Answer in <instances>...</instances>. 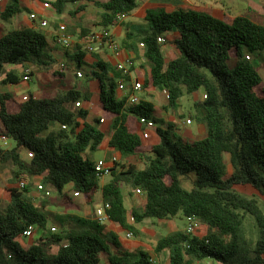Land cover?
I'll list each match as a JSON object with an SVG mask.
<instances>
[{
  "label": "trees",
  "instance_id": "1",
  "mask_svg": "<svg viewBox=\"0 0 264 264\" xmlns=\"http://www.w3.org/2000/svg\"><path fill=\"white\" fill-rule=\"evenodd\" d=\"M76 3L80 4L76 11L87 4L100 10L102 28L113 25L117 15L138 7L137 0H53L50 5L59 15ZM260 4V25L246 17H236L228 25L184 9L147 13L148 29L126 35L121 44L133 53L140 47L141 57L150 68L144 86L162 88L169 107L176 108L185 95L201 92L195 106L205 126L203 139H183L176 135L173 125L167 124L156 129L159 142L142 149L141 137L131 131L128 118L133 116L138 124L139 118L157 123L153 105L140 100L130 106L126 98L118 99L116 80L121 73L114 70L108 77L107 65L101 62L97 68L104 74L97 75L98 100L112 118L106 131L99 128L100 120L87 123L88 111L76 107L89 97L78 90L59 91L48 99L29 97L19 105L13 104L9 93L0 94V136L14 143L11 148L0 149V171L9 165L12 180L25 184L22 189H11L10 203L0 208V264H99L101 253L109 264H152L146 251L133 255L120 252L116 236L94 218L74 217L85 232L73 229L54 233L56 229L48 228L44 211L47 201L36 205L31 196L29 183L36 178L45 199L49 197L46 192L55 193L63 206L71 203L65 193L68 187L82 194L87 205H93L100 192L101 202L109 206V221L135 237L140 235L135 225L146 220H172L178 215L186 221L193 217L206 226L204 235L173 231L156 241L154 253H168L169 264H264V213L257 200L264 199V89L259 91L261 78L251 62L264 61V0ZM21 12L17 0H9L0 18L9 21ZM170 32L178 35L170 44L179 56L166 62L158 39ZM73 53L80 65L85 52L77 46ZM230 59L235 64L228 68ZM27 62L40 68L52 65L46 35L35 28L3 34L0 77L4 73L5 78L0 84H16L20 79L15 72L6 73L5 66ZM52 124L58 128L50 130ZM107 135L108 147L121 161L114 164L108 181L100 187L94 162L83 154L95 151ZM23 154L31 158L22 159ZM137 155L142 169L128 161ZM187 176L193 178L190 190L181 185ZM242 188L251 195L241 193ZM123 190L127 197L141 191L143 204L131 210L132 224ZM248 217L255 238L248 231ZM31 226L41 229V235L24 249L19 239L25 238L24 232ZM53 246L57 249L50 252ZM110 246L117 252H110ZM133 257L136 259L131 262Z\"/></svg>",
  "mask_w": 264,
  "mask_h": 264
},
{
  "label": "crops",
  "instance_id": "2",
  "mask_svg": "<svg viewBox=\"0 0 264 264\" xmlns=\"http://www.w3.org/2000/svg\"><path fill=\"white\" fill-rule=\"evenodd\" d=\"M52 1L53 0H17V5L19 6L20 9L22 8L21 9L22 12L24 10L28 13V15L35 14L39 19L47 21V26L44 28L39 27L38 21L32 23V21L28 16L23 17L22 12L20 14L13 16L9 21H3L0 18V37L3 35L2 32H5L6 30L7 32H9L11 30H19L22 28H35L42 31L46 35L50 49V56L53 59L52 65L47 68H40L31 62L24 63L22 66H5L6 73L15 72L20 77V79L16 84H4L8 90L0 94L9 93L10 95H12L13 104L19 105L23 103L22 98L24 96L28 98L33 97L35 99H48L49 97L53 96L56 92L59 91H67V89L78 90L79 92L88 94L89 96L87 101L81 102V108L88 111L87 123L92 124L95 121L100 120L102 122L99 128L103 131H106L108 129L112 118L110 117L105 119L106 114L102 109L100 102L98 100L99 80L97 75L104 74L97 68L98 62L107 65L108 72L106 75L108 77H111L113 76V71L115 70L116 63H120V62H124L125 60H128L129 63H126L128 75L125 77L126 89L130 92L133 82H139L141 84V89L140 91H137L134 94L140 100L150 102L147 99L152 98L154 95L159 96L160 92H162L165 95V99L167 100L166 92L162 88H153L152 86H147V87L144 86L145 80L149 79L150 77V68L147 62L144 61V59L141 57L140 47L137 48V53H133L125 50L121 46L126 35L131 33L145 32L148 29V23L146 22L145 19L147 13H157L159 11L172 12L177 9L191 10V11L207 14L212 18L222 21L228 25H230L234 20V18L236 17H246L253 23L260 25L262 24V16H263V10L260 4V0H209V1L201 0L200 4L197 3L196 0H137L138 7L134 11L129 13L121 23L117 25H111L108 28H102L99 26L100 10L95 8L92 4H87L85 5L83 10L76 11L77 8L80 6V4L76 3L70 7H67L64 13L58 15L50 5V2ZM98 1L104 2L106 0H98ZM46 3H48L50 7L44 9L43 4ZM8 4H9V0H4L2 3H0V13ZM48 15H52L58 18L54 23H50L44 17ZM59 25H64L67 34L73 39L84 38V36L83 37L81 36L83 34L88 35L93 32H100L102 30H107L111 34L113 41L122 48V54L119 57H115L109 50H107L105 46L95 45L93 47V51L91 53H85L81 61V64L77 65L75 61V54L65 53L54 42V33ZM45 28H49V30L44 31L43 29ZM177 37L178 35L176 32L167 33L162 37L164 41L162 44L163 46L162 50L166 62L174 60L179 56L178 51L175 49V47L172 44H170V42L176 39ZM61 62L65 63V70L62 74H58L56 73L55 70L57 66L54 65L55 63L58 64ZM256 62H257L256 68L262 82L260 89H264V81L262 79V74L264 75V61L257 60ZM19 69L21 71H19ZM26 70H28L29 80H24ZM77 73H81L82 77L78 78L76 75ZM139 74L143 75L142 79L139 78ZM49 85L51 87H49ZM62 88H64V90H61ZM124 96H125V92H121L116 89V97L118 99L121 100L125 98ZM186 96L188 95H185L179 100L178 105L176 106L177 114L180 117L185 115L186 121L190 120V124H186L185 121V123H182V126H192L193 119L190 114L186 115V111L183 108V101L186 99ZM198 97H200V94H198ZM150 103L153 105L154 112H158L161 116H163V120L168 122L170 118L169 111L165 109L164 106L156 107L152 102ZM9 107L12 108V105ZM128 124L131 131H134L141 137V143L143 147L142 149L147 150L151 146L156 145L159 142V138L156 134V129L158 128L157 123H154L155 126L150 130H146V128L138 124L136 118L130 116L128 118ZM57 128L58 125H56L55 129L50 127V130H56ZM144 132H148L149 134L147 139H142V134ZM7 140L8 139L6 138L5 140H2V136H0V141H2L4 145L7 144L6 143ZM108 141H109V135H107L104 138V141L99 145L97 149H104L107 155L108 154L111 155L110 160H107L106 158L103 160L107 164L112 165V163L114 162L115 163L120 162L121 159L118 153L114 152L112 149L108 147ZM0 149H6V147L4 148L0 146ZM89 152L85 151L83 156L91 158ZM22 157H23L22 159L26 160L24 155ZM133 158L129 159L128 161L131 162ZM92 161L94 163L96 162L93 159ZM137 168L142 169L143 165L142 168L139 167ZM103 179H98V180H103ZM13 188H17V182L12 180L11 174H8V176L3 177L0 171V208L1 209L6 208L10 203L11 200L10 190ZM73 192L75 191L71 190L69 187L66 188L65 190L66 195L71 199V203L66 206L68 210L72 208H82V205H84L82 203H85L82 194H80L79 197L74 198L72 196ZM98 194L99 192L96 194V196ZM123 194L125 197L124 203L128 211V221H129L130 219L129 213L131 212V210L135 207H138L139 204H140L139 206H141L143 202L139 203L137 200V198L140 195L134 194L132 197H127L126 191H124ZM51 195L52 193L49 195L48 199L51 197ZM31 196L34 199V202H37L39 200L40 202L41 200H46L47 205H45L44 211L47 212L48 210L47 206L50 205V202L48 201V199H45V197L40 192L37 191V188L32 191ZM80 197H82L83 199H81ZM132 198L136 200L133 201ZM101 204L102 202L100 203V205ZM167 221H171V220H167ZM103 226L107 232H111L116 236L124 252L132 253L135 250L143 248L144 246L147 245L141 242L135 243L133 245H128L127 242L130 239H132L134 236L132 238H127L126 237L127 231L125 230H124L125 237L127 238V240H123V241L120 240L117 231V228L120 227H118L109 220ZM135 226L141 233V229H142L141 226L140 225H135ZM40 235L41 233L37 234L35 231L32 237L28 238L26 242L22 241V239H26V238H20L19 243H21L25 248H27L33 245L34 243H36ZM111 252L116 253L117 252L116 248L113 247V249H111ZM167 255L168 253H163L161 255H156V254L151 255L150 258L153 259L152 264H162L163 260H167V263L169 264V260H168L169 257ZM209 262L211 263V261ZM99 264H109L106 255L101 256ZM193 264H199V263H193Z\"/></svg>",
  "mask_w": 264,
  "mask_h": 264
},
{
  "label": "rangeland",
  "instance_id": "3",
  "mask_svg": "<svg viewBox=\"0 0 264 264\" xmlns=\"http://www.w3.org/2000/svg\"><path fill=\"white\" fill-rule=\"evenodd\" d=\"M197 3H201V0H196ZM204 1H209V0H204ZM22 9V8H21ZM23 17H30L31 15H35V14H29L23 10ZM199 13V12H198ZM48 22L50 23H54L58 17H54L52 15H48V16H44ZM35 20L38 21V24L40 23V20L36 15H35ZM10 27V26H7ZM50 28V27H49ZM49 28H45L43 29L44 31L49 30ZM7 30L5 32H2L3 34L6 33ZM256 59H253L251 62L256 65ZM235 64V60L234 59H230L227 61L226 65L228 68L233 67V65ZM57 63H55L54 66H56ZM262 69V68H261ZM19 71H21L19 69ZM89 71V70H87ZM5 78V74L3 73L0 77V81L3 80ZM139 78L142 79L143 75L139 74ZM262 79L264 81V75L262 74ZM82 82V81H81ZM49 87H51L49 85ZM7 87L4 84H0V93L7 91ZM61 90H64V88H62ZM68 90V89H67ZM260 91V88H259ZM198 94H200L201 97V93H194V94H190L188 96H186V99L183 101V108L186 111V115L190 114L192 119H193V125L192 126H182V123H185V118L186 116L183 115L182 117H180L177 114V108H171L168 106V101L165 99V95L160 92L159 96L158 95H154L152 98H149L147 100H149L150 102H152L156 107L157 106H164L165 109H167L169 111L170 114V118L169 121L166 122L165 120H163V116H161L158 112H153L154 117L157 119V127H160L162 129H164L165 127H167V124H171L174 126V131L176 133L177 136L192 141V140H200L205 138L206 136V132H205V126L204 124L201 122V116L195 106L196 103H198L199 100H201L200 97H198ZM106 114V113H105ZM106 118H110V115L106 114L105 115ZM51 128L55 129L56 125L53 124L51 126ZM154 137V136H153ZM152 140V138H151ZM150 140V142H151ZM7 146L3 144L2 141H0V146L1 147H6V149L9 147H13L14 143L11 140H7L6 142ZM87 152H89L87 150ZM91 155V159L98 161V160H103V159H107L110 160L111 159V155L110 154H106V151L104 149H96L95 151H91L89 152ZM25 156V158H27L26 154H23ZM134 165H136L139 168H142V162L140 161L139 156H135L132 161H131ZM11 170L9 165L3 167L1 169V174L3 175V177L8 176V174H11ZM6 175V176H5ZM109 177L104 178L103 180H98L99 185L102 186L104 185L107 181H108ZM31 186V193L33 190L36 189L37 185L39 184V179L36 178L34 181L29 183ZM181 185L184 189L186 190H190L193 187V178L192 176H187L186 178H183L181 181ZM125 190H123L124 192ZM241 193H244L247 196L251 195V192L248 189H240ZM81 199H83L82 197H80ZM100 192L99 194L95 197V202L93 205H85V203H82L84 205H82V208H72L69 209L66 207L69 204H65L64 207L61 203V200L58 198V196L55 193H52L51 197L48 199V201L50 202V205L47 206V219H48V228L50 229L51 227L55 228L56 231L54 233L57 234H64L67 233L71 230H75V231H82L85 232L86 230L83 228H80L76 222H75V218L74 217H81V218H90L93 219L94 214H95V210L100 207ZM132 200H136L134 198H132ZM138 202L142 203V196H139L137 198ZM258 203L260 205V208L262 210V212L264 213V199L263 198H257ZM36 205H40V200L37 202H34ZM140 205V204H139ZM138 205V206H139ZM71 207V206H70ZM131 217L130 213H129V218ZM188 222L181 216L178 215L177 217L173 218L171 221H158V220H146L145 222H143L140 226H141V233L140 235L137 237H133L132 239H130L127 243L128 245H133L135 243H143V244H147L146 246H144L143 248L137 249L134 252H132L133 254H137L138 250H143L146 251L149 255H153L155 254L153 251L154 245L156 243V241L167 235L170 232L173 231H184L185 228L187 227ZM247 228L249 233L252 235V238L256 236V231L253 225V222L251 219L247 220ZM35 231L37 234L40 233L41 229L35 227ZM118 231V235H119V239L120 240H127V238L125 237V231L122 230L121 228H117ZM207 232V227L201 224H198L197 229L195 230V235H204ZM28 238L26 239H22V241L26 242ZM20 246L22 248L25 249V247L19 243ZM28 248V247H27ZM55 249H57L56 246H53V249H50V252H54ZM111 249H113V247L110 246L109 250L111 252ZM120 252H124V250L121 248ZM104 253H101V256H103ZM169 257V255H167ZM167 257V259H168ZM135 257L132 258V261H135ZM169 260V259H168ZM48 264H53L51 262H48ZM162 264H168L167 260H163ZM199 264H213L212 262L210 263L209 261H204L202 263Z\"/></svg>",
  "mask_w": 264,
  "mask_h": 264
},
{
  "label": "built area",
  "instance_id": "4",
  "mask_svg": "<svg viewBox=\"0 0 264 264\" xmlns=\"http://www.w3.org/2000/svg\"><path fill=\"white\" fill-rule=\"evenodd\" d=\"M4 0H0V3H2ZM50 5L48 3L43 4V8L47 9L49 8ZM128 14H120L117 15L113 25H117L119 23H121L127 16ZM30 20L32 21V23H35V15H31ZM47 26V21L45 20H40L39 23V27L44 28ZM54 42L56 45H58L65 53H70L73 54L75 48L77 46H80L81 49L85 52V53H91L93 51V47L95 45L98 46H105L107 48V50H109L113 56L115 57H119L122 54V48L116 44L112 37L111 34L107 31V30H102L100 32H93L88 34L87 36H85L84 38H80V39H73L72 37H70L67 32H66V28L64 25H59L54 33ZM158 42L160 44H163V39L159 38ZM246 59L248 60L249 57H246ZM126 63H129L128 60H125L124 62H120V63H116L115 65V71L121 73V77L118 78L116 80V88L117 90L121 91V92H125V98H126V103L127 105L130 106H135L140 102V99L138 97L135 96V92L140 91L141 89V84L139 82H133L132 86H131V91L129 92L126 89L125 86V77L128 75V71L126 68ZM56 73L58 74H62L65 70V63L61 62L58 63L56 65ZM25 77L24 80H29V76H28V70L25 71ZM78 78L82 77L81 73H77L76 74ZM29 98L24 96L22 98V101L25 102L27 101ZM76 107H81V103H77ZM102 122V121H100ZM139 123L146 128V130H150L151 128H153L155 126L154 122L151 120H147L145 118H139ZM186 124H190V120L186 121ZM65 127H62V129H64ZM149 136L148 132H144L142 134V139H147ZM2 140H5V137L2 136ZM28 158H31V155L28 154L27 155ZM114 163H112V165L107 164L104 160H98L94 163V169H95V174L96 177L98 179H103L107 176L110 175L111 170L114 167ZM25 184L23 181H20L17 183V188L18 189H22L24 188ZM37 191L40 192L41 191V186H37ZM46 196H49V194L46 192L45 193ZM136 195H141V191L140 190H136L135 191ZM72 196L74 198H77L80 196V193L78 192H73ZM109 206L105 203H102L100 207H98L95 210V214H94V219L100 224V225H104L109 219L106 215V210ZM130 223H133V219L130 217L129 219ZM187 227L185 228V232L187 234H192L195 232V230L198 227V222L196 221L195 218L190 217L187 219ZM53 231V229H52ZM35 233V227L31 226L28 227V229L26 230V232H24V237L25 238H30L32 237V235ZM126 237L127 238H132L133 234L129 231H127L126 233ZM150 262L153 263V259H150Z\"/></svg>",
  "mask_w": 264,
  "mask_h": 264
}]
</instances>
